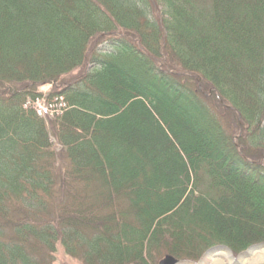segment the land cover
<instances>
[{
    "label": "trees",
    "instance_id": "trees-1",
    "mask_svg": "<svg viewBox=\"0 0 264 264\" xmlns=\"http://www.w3.org/2000/svg\"><path fill=\"white\" fill-rule=\"evenodd\" d=\"M108 36L121 39L99 52ZM64 82L63 115L24 107ZM257 243L264 0H0V264Z\"/></svg>",
    "mask_w": 264,
    "mask_h": 264
},
{
    "label": "rangeland",
    "instance_id": "rangeland-1",
    "mask_svg": "<svg viewBox=\"0 0 264 264\" xmlns=\"http://www.w3.org/2000/svg\"><path fill=\"white\" fill-rule=\"evenodd\" d=\"M104 43L101 45L104 46L105 45ZM78 72L79 71H75L73 75L68 76L65 80L68 81L71 77L77 75ZM52 89L53 87L51 85H46V86L40 87L39 91L42 90L41 92L48 93ZM212 105L216 107V105L214 104ZM218 111L216 112V114L220 112L222 113V116H221L222 122L225 123L226 119H229V120L231 119L232 121H234L232 113H229L228 110L218 108ZM51 141L54 142L56 148L58 149V151H60L61 146L58 144L56 138L51 136ZM198 245L201 246L202 243ZM226 248L227 247L222 244L210 245L197 258L178 257L174 255L173 253L172 254L178 257V259H183V258L186 259V260L181 261V263L179 264H216V263L219 264L218 262L214 261L215 259H219V261H221L220 264H264V245L258 244L255 247L252 246L250 249H247L245 251H240V252H234L233 250H231L229 252L230 254L228 255V258L225 257L224 259V255L221 253L225 252V250H227ZM167 254H171V253H167ZM164 255L161 256L159 260L162 257H164ZM191 259L194 261H190ZM55 261H56L55 264H81L79 261H77V259L75 260L74 258L68 256L65 253L64 249L60 246L58 247L57 252L55 253Z\"/></svg>",
    "mask_w": 264,
    "mask_h": 264
},
{
    "label": "water",
    "instance_id": "water-1",
    "mask_svg": "<svg viewBox=\"0 0 264 264\" xmlns=\"http://www.w3.org/2000/svg\"><path fill=\"white\" fill-rule=\"evenodd\" d=\"M177 260L171 256H167L165 259L161 260L159 264H176Z\"/></svg>",
    "mask_w": 264,
    "mask_h": 264
},
{
    "label": "bare ground",
    "instance_id": "bare-ground-1",
    "mask_svg": "<svg viewBox=\"0 0 264 264\" xmlns=\"http://www.w3.org/2000/svg\"><path fill=\"white\" fill-rule=\"evenodd\" d=\"M224 255V259L225 257L228 258V255L230 254L229 251L225 250V252L221 253ZM214 261L218 262L220 264L221 261H219V259H215ZM217 264V263H216Z\"/></svg>",
    "mask_w": 264,
    "mask_h": 264
}]
</instances>
